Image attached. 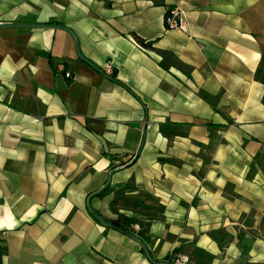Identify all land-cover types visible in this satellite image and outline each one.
Segmentation results:
<instances>
[{"label":"crops","instance_id":"1","mask_svg":"<svg viewBox=\"0 0 264 264\" xmlns=\"http://www.w3.org/2000/svg\"><path fill=\"white\" fill-rule=\"evenodd\" d=\"M173 252L264 264V0H0V264Z\"/></svg>","mask_w":264,"mask_h":264},{"label":"built area","instance_id":"2","mask_svg":"<svg viewBox=\"0 0 264 264\" xmlns=\"http://www.w3.org/2000/svg\"><path fill=\"white\" fill-rule=\"evenodd\" d=\"M165 26L168 30L180 31L183 33L188 32V23L185 18L184 10L179 6L171 7L167 10L165 15ZM105 74H111V66L109 64L105 65L103 68ZM65 77L70 78L71 73L65 72ZM115 167H119V161L114 162ZM160 264H193L190 257L184 253H171L168 260Z\"/></svg>","mask_w":264,"mask_h":264},{"label":"water","instance_id":"3","mask_svg":"<svg viewBox=\"0 0 264 264\" xmlns=\"http://www.w3.org/2000/svg\"><path fill=\"white\" fill-rule=\"evenodd\" d=\"M86 62H88L87 60H86ZM91 64V63H90ZM92 66H94V65H92ZM95 67V66H94ZM96 69H97V67H95ZM92 213H93V215H95L97 218H99V216L95 213V212H93L92 211Z\"/></svg>","mask_w":264,"mask_h":264},{"label":"trees","instance_id":"4","mask_svg":"<svg viewBox=\"0 0 264 264\" xmlns=\"http://www.w3.org/2000/svg\"><path fill=\"white\" fill-rule=\"evenodd\" d=\"M106 190V189H105ZM105 190H102V192L100 194H102Z\"/></svg>","mask_w":264,"mask_h":264}]
</instances>
